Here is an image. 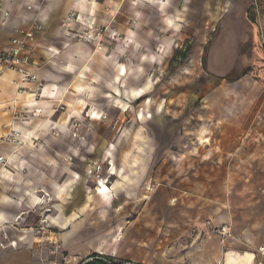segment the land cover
<instances>
[{
    "label": "crops",
    "instance_id": "crops-1",
    "mask_svg": "<svg viewBox=\"0 0 264 264\" xmlns=\"http://www.w3.org/2000/svg\"><path fill=\"white\" fill-rule=\"evenodd\" d=\"M115 1L119 2L5 0L0 8V56L19 49V57L27 60L23 68L36 77L24 81L16 69L0 68V142L13 133L27 141L17 150L0 144V155L10 158L7 170L0 176V229L6 227L11 240L17 241L13 247L0 234V264H62L61 255L51 254L53 243L49 240L38 243L41 239L33 238L34 243L26 245L30 234L25 230L42 226L44 219L49 221L46 228L53 238L56 232L61 233L63 253L69 251L73 261L100 255L144 264H264V254L259 252L263 247L262 223L248 224L257 213L245 209L241 192L225 194V186L238 183L236 178L211 173L223 168L218 147L216 151L210 149L202 162L191 155L183 159L187 172L189 168H202L204 188L197 187L194 196L185 192L187 189L180 192L175 186L160 183L149 188L150 196L144 195L149 185L142 159L158 154L143 139L144 125L154 126L169 140L176 135L175 125L169 123L167 105L154 101L158 82H162L160 73L152 76L170 55L174 41L162 39V54L148 51L131 60H118L101 45L71 39L61 25L74 16L71 31H85L91 21L105 16V7L115 8L116 13L119 4ZM158 6L164 29L179 30L178 4L173 7L172 0H160ZM211 14L217 16L218 22L222 9L218 7ZM149 23H153L152 18ZM248 38L239 20L224 24L207 64L212 86L196 100L197 115L213 123L221 151L232 153V159L238 153L251 158L257 153L253 145L264 144V70L254 65L257 58L264 68L261 43L252 51L249 63L253 69L232 79L236 44L243 47ZM133 43L151 46L149 39L146 43L133 40L130 45ZM170 83L166 80L165 86L168 88ZM39 87L43 92L35 97ZM141 100L139 110H128ZM62 101L71 107L80 103L92 107L87 117L96 123V128L89 140H79L81 149L71 144L79 137L73 133V123L63 122L55 108ZM26 112L29 118L22 123L19 119ZM117 113L118 119L125 118V124L131 118L132 127L122 132V124L117 133L107 135L109 127L117 124L113 120ZM185 113L183 109L182 117ZM103 115L107 119L101 120ZM118 134L119 147L112 141ZM103 143L106 146L100 158L103 162L112 159L111 174L118 176L112 186L86 177L78 165L83 153L97 160V146ZM83 146L86 150L81 153ZM210 154L216 161L210 160ZM68 156L73 157V164L67 163ZM166 156L178 166L177 155L169 151ZM116 159H134L131 166L140 170L132 172L138 174L135 182L130 181L125 170L116 168ZM181 187L186 188L183 184ZM134 202L142 204V209L130 217ZM121 210L125 215H118ZM224 224L231 227L232 235L223 242L214 230ZM169 233H178L175 249L157 244ZM247 250L253 251L250 260Z\"/></svg>",
    "mask_w": 264,
    "mask_h": 264
},
{
    "label": "rangeland",
    "instance_id": "rangeland-1",
    "mask_svg": "<svg viewBox=\"0 0 264 264\" xmlns=\"http://www.w3.org/2000/svg\"><path fill=\"white\" fill-rule=\"evenodd\" d=\"M158 1L160 0H119L118 3L115 1L116 4H119L117 6L119 7L116 12L117 14L115 13V8L111 10V8L105 7V16L100 18V20L94 19L91 21L88 29L84 31L88 33L91 32L95 37H98L100 45L105 52H107V54L114 53L118 56V60H131L132 56H139L148 51L162 54V39L171 38V40L174 41L170 55L166 57L165 62L163 61L161 63V66H157L154 69L152 76L155 72L160 73L159 76L162 82H158V89L156 90V98H154V101L162 102L164 105H167L166 112H168L167 114L169 115V123L170 126L173 124L175 125L176 135L173 137L170 136L169 140L163 133L159 134L154 126L144 125L145 137L143 136V139L147 142V145H149L148 148L153 151H158V154L150 158L142 159L146 171L145 182L149 185L148 190H145L143 193L144 195L150 196L152 191H150L149 188L152 187V189H154L158 186V183H160L161 185L168 184L171 187L175 186L174 189L176 191L180 190V192H184V189H187L185 192L188 191L192 193L191 196H194L197 187L201 189L204 188L202 182V168L197 167V169L194 170L189 168L187 172L183 166V159L191 155L195 160L202 162L203 157H206L208 152H211L209 151L210 149H212V151L218 149L219 161L223 168H215L211 170V173L216 175L221 174L222 176L226 175L227 178L231 177L237 179L238 183H229V185L227 184L225 186V194L241 192L245 199V209L255 210L257 214L249 220L248 224L252 226L254 223L260 225L262 223V248L264 249V144L257 142V144L253 145L255 153H257L251 158L245 159V155L241 157L238 153V155H235L232 159V153L221 151V143H219L216 136L214 137L213 123H210V120L206 121L204 118L201 119L197 115L199 102L196 101L200 95L204 94V92L212 86V79L207 73V64L224 24L239 20L246 34L249 36L248 42H246L243 47L239 45V43L236 44L234 50V52H236V70L232 74V79L244 71H251L253 69L249 63L253 56L252 51L253 48L260 47L259 44L262 40L261 31L264 34V0H172V6L174 7V5L176 6L178 4V8L181 12V18L177 21L180 25L179 30L172 28L168 30L164 29V24L160 22ZM218 7L222 9V15L217 22V16L211 13L215 12ZM150 18L153 20L152 24L149 23ZM61 25L64 27V22H62ZM64 28L67 32L68 30H72L71 27ZM213 29H215V32H212ZM73 32H77V30ZM211 34L212 36H210ZM139 39L145 43L149 39L151 41V46H138L134 43L130 45L133 40ZM75 41L80 40L76 39ZM92 44L95 43L92 42ZM192 59H195V62L191 63ZM254 60V65L260 70H264V68H261L259 60L257 58ZM129 66H131V63H129ZM121 67L125 68L124 65H121ZM187 70L188 72L185 73ZM166 80L171 82L167 85L168 88L165 86ZM141 102L142 100L137 102V104H131L128 110L130 111L131 109L133 112L139 110ZM55 106L58 115L62 116L61 120L63 122L67 121L69 125L73 123L71 125L73 133L75 137H79L76 143L73 144L71 142V144L74 145L73 147L75 149H81L79 140L83 137L89 140V134L93 133L96 128V123L90 121L87 117L92 107H88V103H80L71 107L65 101ZM183 109L186 110L184 117H182ZM106 115L101 116V120L107 119ZM70 116H74L75 118H70ZM118 116V113L115 114L113 120L114 123L117 122V124L114 128L109 127L107 135L108 133L112 135L117 133L122 124H125V118L121 117V119H118ZM128 120L129 124H125L122 128V132L125 129L130 130L132 127L131 118L128 117ZM110 125L113 126L111 123ZM210 127L212 129H209ZM206 132L209 133V136H207ZM117 136L118 137L112 141L119 147L120 134ZM205 139H208V141L201 143ZM169 145L171 147L170 149H168ZM105 146V143L101 146H97V160L94 158L88 159L89 157L87 154L85 155L83 153L86 150L84 148L85 146H83L82 150H79L83 155L79 158L78 165L86 177L96 181L97 179L87 175V172L88 169L97 162L103 169L99 180H104L107 182V185L112 186L118 179V176L111 174L112 159H110L109 162H103L102 158H100L101 152H103ZM216 147L218 148L216 149ZM169 151L173 155H177L179 160L178 166H175V164L173 165L171 160H168L169 157H167L166 154ZM214 157L215 155L210 154L211 161L215 160ZM71 158L73 157H66L68 164L74 163ZM128 161L130 165H128ZM133 161L134 159L126 161L116 159L114 164L116 168L122 171L125 170V174L129 175L130 181L135 182V179L138 177L137 173L140 172V170L131 166ZM190 162L192 164L193 161ZM132 172L137 173L133 175ZM181 183L186 188H182ZM213 194L216 195L214 191ZM132 205L133 208L130 217L136 216L138 211L142 209V204L140 203L134 202ZM214 205L220 206L218 202H215ZM116 206H119V203H117ZM120 214L125 215L124 210L118 213V215ZM178 233H169L162 241L158 240L157 244L165 249L169 247L175 249L174 247L177 245L175 244V238ZM56 234L57 236L54 237V243L61 246V250L64 251L61 233L56 232ZM252 252V250H247L248 260L254 257ZM64 253L66 255L70 254L69 251H65ZM236 255H240V253Z\"/></svg>",
    "mask_w": 264,
    "mask_h": 264
},
{
    "label": "built area",
    "instance_id": "built-area-1",
    "mask_svg": "<svg viewBox=\"0 0 264 264\" xmlns=\"http://www.w3.org/2000/svg\"><path fill=\"white\" fill-rule=\"evenodd\" d=\"M5 0H0V8L1 6L4 4ZM257 6V4H256ZM74 16H70L66 22H64V27H71L70 23L73 22L75 20V18H73ZM71 32V33H69ZM68 35L71 39L73 40H80V41H85L88 43H95L97 46L100 45V40L98 37H95L94 34H92L91 32H84V31H77V32H72L68 30ZM261 35H262V40H261V51L264 52V34L261 31ZM13 42L16 45H21V43L17 40H13ZM19 49H15L13 51H10V53L8 54H2L0 56V68L4 69H16L17 72H19L20 74H22L24 76V81H27L28 79H32L35 80L36 77L32 76L31 74H29L28 72L25 71V69L23 68L24 64L27 62V60H23L22 58L19 57ZM263 62H264V58H263ZM41 92H43L42 87L37 88V91L34 92L35 97H39L41 95ZM38 112V111H37ZM22 116L20 117V122L25 123V121L28 120L29 115L28 113H22ZM1 142L0 144L2 145H8L10 146L12 149L17 150L20 149L21 147H23L24 145H26L27 141L26 139H23L20 135H17L15 133H13L10 136H5L3 138H1ZM10 162V158L0 155V176L2 174V172L4 170H7L8 165ZM90 170V174L89 176L91 177H95L97 180H99L101 178V173L103 171L102 166L99 165L97 162L94 163L93 166H91L88 169V172ZM87 172V173H88ZM42 226H39L37 228L31 227L29 229H26L25 231H27L30 234L29 239H26V245H28L29 247L32 245V243H34L33 238H38L41 239L38 241V243H45L48 240L50 242L53 243V247H52V251L51 254L53 256H58L61 255L62 256V264H87L90 262H94L96 261V259L100 260L103 262V264H144L135 260H119L116 258H110V257H104V256H100L97 255L96 257H90L87 259H78L73 261V259L69 256L66 255L65 253H63V251L61 250V246L56 245V243H54V238L52 237L53 233L46 228L47 224H48V220L44 219L42 221ZM215 231L222 236L223 242L230 238L232 235V229L229 225L224 224L221 227H218L215 229ZM0 234L3 237L4 241L9 242L11 246L16 247L17 245V241H12L11 237L9 236L8 232L6 231V227H3L0 229ZM49 234V236L47 235ZM47 236V237H46ZM263 248L259 249L260 253H264L262 250Z\"/></svg>",
    "mask_w": 264,
    "mask_h": 264
},
{
    "label": "trees",
    "instance_id": "trees-1",
    "mask_svg": "<svg viewBox=\"0 0 264 264\" xmlns=\"http://www.w3.org/2000/svg\"><path fill=\"white\" fill-rule=\"evenodd\" d=\"M97 256V255H96ZM95 256V257H96ZM87 264H103V262L102 261H100V260H98V259H96V261H94V262H90V263H87Z\"/></svg>",
    "mask_w": 264,
    "mask_h": 264
},
{
    "label": "bare ground",
    "instance_id": "bare-ground-1",
    "mask_svg": "<svg viewBox=\"0 0 264 264\" xmlns=\"http://www.w3.org/2000/svg\"><path fill=\"white\" fill-rule=\"evenodd\" d=\"M103 161V160H102ZM91 172H90V170H89V172H88V174H90ZM97 181H101V180H97ZM107 189V188H106ZM108 190V189H107ZM49 222V221H48ZM262 250H264V249H262Z\"/></svg>",
    "mask_w": 264,
    "mask_h": 264
}]
</instances>
